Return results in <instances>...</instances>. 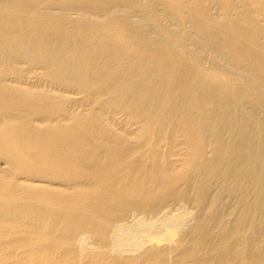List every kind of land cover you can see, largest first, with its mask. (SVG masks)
<instances>
[{
	"label": "bare ground",
	"instance_id": "6f19581e",
	"mask_svg": "<svg viewBox=\"0 0 264 264\" xmlns=\"http://www.w3.org/2000/svg\"><path fill=\"white\" fill-rule=\"evenodd\" d=\"M0 264H264V0H0Z\"/></svg>",
	"mask_w": 264,
	"mask_h": 264
},
{
	"label": "rangeland",
	"instance_id": "374dc122",
	"mask_svg": "<svg viewBox=\"0 0 264 264\" xmlns=\"http://www.w3.org/2000/svg\"><path fill=\"white\" fill-rule=\"evenodd\" d=\"M186 209L189 211V213H192L191 211H193V210H192L193 208H191L190 205H189V208L187 207ZM189 222H192V218H191V217H190V219L187 220V222H185V224H187V223H189ZM190 224H191V223H190ZM184 227H185V226H184Z\"/></svg>",
	"mask_w": 264,
	"mask_h": 264
}]
</instances>
